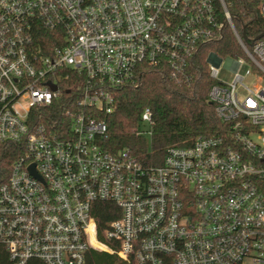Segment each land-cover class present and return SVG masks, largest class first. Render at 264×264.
<instances>
[{
    "label": "built area",
    "instance_id": "2783aa9c",
    "mask_svg": "<svg viewBox=\"0 0 264 264\" xmlns=\"http://www.w3.org/2000/svg\"><path fill=\"white\" fill-rule=\"evenodd\" d=\"M220 3L244 54L225 59L230 82L219 78L224 58L207 57L208 100L224 131L170 146L162 164L146 166L127 148L102 146L103 115L142 64L187 79L191 56L222 24L216 0H0V141L26 143L0 184L10 264H86L91 249L134 264H164V255L173 264H264V37L247 45ZM40 26L58 42L43 51ZM67 90L78 108L70 128L38 122L35 112ZM152 127L145 107L137 131L151 137ZM98 203L117 208L105 230L114 248L98 239Z\"/></svg>",
    "mask_w": 264,
    "mask_h": 264
},
{
    "label": "trees",
    "instance_id": "16d2710c",
    "mask_svg": "<svg viewBox=\"0 0 264 264\" xmlns=\"http://www.w3.org/2000/svg\"><path fill=\"white\" fill-rule=\"evenodd\" d=\"M231 15L234 28L249 45L264 33V19L259 13L258 0H224ZM222 24L215 35L202 43L191 56L187 68V79L177 83L166 65L142 64L136 82L118 89L112 112L103 117L108 124L107 136L102 146L110 151L127 148L143 165H160L166 149L170 146H189L198 136H210L224 131L225 124L217 116L214 104L208 100L212 81L209 79L208 54L213 51L219 56H235L240 53L236 36L223 14L220 0H216ZM55 32L38 28L37 41L43 45H55ZM72 91V90H71ZM70 91V92H71ZM63 98L50 105L41 106L35 112L41 115L38 122H45L50 129H69L71 115L78 111L72 95L67 90ZM68 92V94H67ZM149 107L153 114V134L138 133L141 114ZM69 110V113L67 112ZM26 151L25 141H0V184L8 180L13 163ZM112 203H98L95 213L98 239L107 246L115 244L106 238L109 222L117 217ZM115 211V210H114ZM99 247L104 246L95 242ZM164 264H173L171 255H164ZM0 264H10L8 253L0 247ZM28 264H45L40 259H30ZM86 264H134L115 253L91 249L86 255Z\"/></svg>",
    "mask_w": 264,
    "mask_h": 264
},
{
    "label": "rangeland",
    "instance_id": "374dc122",
    "mask_svg": "<svg viewBox=\"0 0 264 264\" xmlns=\"http://www.w3.org/2000/svg\"><path fill=\"white\" fill-rule=\"evenodd\" d=\"M211 52H213V51H211ZM227 56H231V55H227ZM227 56H224V57L221 56L222 58H224V61L221 63V66H220L219 78L223 79V80H225L227 82H230L233 79L234 73L232 71H230L228 68H226L225 65H224V62H225V59L227 58ZM234 57H237V58L238 57H244V54H243L242 50L240 49V53L235 55ZM247 69H249V64L244 63L240 67V70H239L240 74L245 75ZM245 82H246V84L251 85L252 84V79L250 77H247Z\"/></svg>",
    "mask_w": 264,
    "mask_h": 264
},
{
    "label": "water",
    "instance_id": "95a60500",
    "mask_svg": "<svg viewBox=\"0 0 264 264\" xmlns=\"http://www.w3.org/2000/svg\"><path fill=\"white\" fill-rule=\"evenodd\" d=\"M262 37H264V33H262V34L259 36V38H262ZM52 88H53V89H56V86H53ZM31 170H32V172L35 174V171H34L33 167L31 168Z\"/></svg>",
    "mask_w": 264,
    "mask_h": 264
}]
</instances>
